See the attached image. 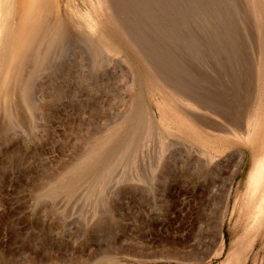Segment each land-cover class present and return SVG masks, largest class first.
I'll use <instances>...</instances> for the list:
<instances>
[{"label":"rangeland","instance_id":"374dc122","mask_svg":"<svg viewBox=\"0 0 264 264\" xmlns=\"http://www.w3.org/2000/svg\"><path fill=\"white\" fill-rule=\"evenodd\" d=\"M120 1L109 0L105 5L101 0H68L64 7L67 14L64 13L74 29L63 39L54 40L47 58L40 61L43 65L33 61L27 65L29 99L33 107L39 108L36 111L31 106L29 110L22 105L26 110L18 113L19 104L15 100L13 105L11 100L12 113L28 116L24 120L21 115L24 123L17 126V115H0L7 122H0V126L4 125L0 127V264H235L226 263L227 253L231 239L240 242L241 237L247 238L243 244L250 245L244 244L245 257L240 264H264V224L255 228L247 210V149L225 147L210 136L192 135L179 128L177 113L174 118L168 113L180 114L182 109L178 106V111L165 102L158 85L160 91L146 83L145 69L139 68L134 58L95 45L89 21L106 30L114 22L124 25L123 31L128 37L133 34L129 38H134L132 42L141 49L140 53H148L142 56L148 68L156 70L160 81L167 80L174 89L188 91L220 108L224 94L230 99L234 94L253 93L252 87H257L258 67L264 62V13L254 11L251 0ZM104 7L109 12L113 10L114 16L110 14L123 25L119 20L104 22ZM75 28L79 35L74 33ZM82 29L85 35L88 33L87 38L82 36ZM55 65L60 67L59 74ZM244 84L247 87L243 88ZM124 91H132L131 96H123ZM135 92L140 93L147 116L143 127L133 134L141 140L140 145L118 148L117 155L101 167L109 168L104 175L95 172L67 189L53 185L65 177L89 139L121 118L134 101ZM216 94H221L216 97L220 96L218 102L209 99H215ZM166 104L171 107L167 109ZM194 112L205 121H215L204 110ZM31 117L34 120L30 121ZM254 136L246 142L256 143ZM80 138L84 141L81 146ZM154 140L157 141L152 143ZM158 141L159 147L155 146ZM241 196L242 205L234 207ZM224 203L226 214L219 222ZM239 213L242 217L239 215L238 221ZM220 223L221 239L217 234Z\"/></svg>","mask_w":264,"mask_h":264},{"label":"bare ground","instance_id":"6f19581e","mask_svg":"<svg viewBox=\"0 0 264 264\" xmlns=\"http://www.w3.org/2000/svg\"><path fill=\"white\" fill-rule=\"evenodd\" d=\"M101 1L103 4H105L109 0L108 1L107 0H101ZM120 2H123V1L121 0ZM125 2L123 5H125ZM250 2H251V6H253V8H255L254 11L255 10L257 11L259 9V11L261 10V13H264L263 12L264 11V0H251ZM138 3L139 2H137V4ZM100 4H101V2H100ZM66 5H68V0H0V112L1 111L3 112L0 115L4 114L3 115L4 117L6 115L10 118L11 117L13 118L14 115H17V114L12 113L14 111L13 106H12V109H10L11 106L9 105V103H11L10 101L13 99H14L13 105H14L15 100L17 101L16 104L17 105L19 104L17 106L18 108H20L19 111L15 109L16 112L18 111V113L20 112V110H26V109L31 110L30 109L31 106L33 109L36 108V111H37V108H39L38 106L36 107V105H35V107H33L34 105L31 104L30 99H29L28 92H30L29 87L31 88V86H30L31 82H29V79H28L29 74H27V76H26V73L29 72V71L26 72V70L29 69V68L27 69V65L29 64V62L31 63V61L39 63L40 61L45 59L46 54L49 51L50 47L52 46L54 40L58 41L57 39H59L61 37L63 39V37L67 33H69L68 31H70L73 28V27L71 28L72 23L70 25V23L68 22L69 20L66 19V16H65L66 10L64 7H66ZM105 5H103V6H105ZM103 6H101L102 9H103ZM105 8L106 7H104V9ZM105 11H107L106 13L104 12L106 15H104V17L102 16L105 20L104 22L107 23L108 21L111 22V21L119 20L118 18L115 19V17H113L114 16V14L112 12L113 10L112 11L110 10V12H109L107 9H105ZM113 18L115 20H113ZM66 20H68V21H66ZM89 21H90V24L92 27V29H90L91 31L90 30L89 31H90V33L92 32L93 40L95 41L94 44L96 43L98 46L100 45V49L101 48H103L104 50L106 49L107 51L112 52L114 54L125 53L126 56H130V58L131 57L134 58V60H136V62H137L138 67L140 68V66H141L142 67L141 69H145L146 74H143V76L146 75V78H145L146 83L149 84L150 86L156 87L155 89H157V90H159L157 88L159 86L160 90H162V92H163V95H162L163 98L166 99V101H165V99H164V101L168 102L169 105H172L173 108L177 109L178 111H180L178 106L182 109L181 110L182 115L180 112H179L180 114H178V112H176V111L173 112V110H172L173 113H168L173 118L175 117V114L177 113V115H176L177 121L176 122H177L179 128H181L185 132L192 134V135H195V134L203 135V134H205L207 136H210L211 139L213 138L214 140H216L218 143H220L221 145H223L225 147L240 146V147H243L244 149L245 148L247 149V153H248L247 154V156H248L247 163L250 166V171H249V174L247 177V182H248V185L250 187V190H249V193L247 195V200H248L249 204L248 203H245V204L246 205L248 204V207H247V210L249 208L248 215L250 216L249 219H251L253 221V226L255 228H257V227H260L262 224H264L263 223L264 222V128H263V126H264V66H263L264 62H263V65L259 64L257 76H256L257 80H255L256 85L254 84L257 87L256 88H254V86L252 87L254 89V90L252 89L253 93L248 92L245 94L242 93L244 95H242V94L240 95L239 93H238V95L237 94L233 95L230 92V96L233 95V97L231 96L232 99L231 98L229 99V98H225L224 97L225 94L224 95L222 94L224 92L221 91V94L223 96H221V100H220V96L218 97L220 102H221V106L219 108V105L212 103V102H211V104L203 102L199 99L198 96H196L194 94H189L190 92H188V91H187L188 92L187 93L182 89H177V87L174 89L173 87L170 86L172 83L169 84L168 82H166L167 80L166 81H163V80L160 81L161 77H158V73L156 72V70H154L152 68L149 69L147 62H145V58H143V56H142L146 52H144L142 54L140 53L141 49L139 51V49H137L136 46L134 45V43L132 42V41H134L133 40L134 38L130 39L133 34L131 36H129L130 38L128 37V33L126 34L124 32L125 31V29L123 28L124 25L120 20H119V22L122 23V25H123L122 27H120L121 25L119 26L118 23L114 22L112 24L113 27L112 26H111V28L109 27L110 29L107 27V30L105 29L106 27L104 29H102L103 27L101 28L100 24H98L97 22H95L91 19H89ZM116 22H118V21H116ZM75 24H73L74 27H75ZM102 25H104V24H102ZM79 27H81V26H79ZM75 29H76V31L74 33L77 32V28H75ZM123 29H124V31H123ZM136 31L138 32V30H136ZM72 33H73V31H72ZM81 33H82V36L87 38L86 35H88V33L85 35L86 32L83 29H82ZM77 34L79 35L78 32H77ZM80 36H79V38L82 39V36L81 37ZM116 38L119 40L118 42L116 41ZM90 39L92 40V37L91 38L89 37V40ZM93 40H92V42H93ZM59 41H61V40H59ZM86 41H87V39H86ZM92 42H91V45H92ZM135 42H136V40H135ZM59 43L60 42H58V44ZM87 44H88V42H87ZM257 44L258 43H256V45ZM137 46H138V44H137ZM257 46H260V45H257ZM90 47H88V48L90 49ZM255 48H257V47H255ZM58 50H59V48L57 49V51ZM99 50L96 51V53H99ZM144 50H145V48H144ZM144 50H142V51H144ZM57 51H55L56 57L58 55ZM103 52L104 51H102V53ZM96 53H94V54L96 55ZM259 53H261V52H259ZM51 54L55 55L53 53H51ZM94 54H92V56ZM146 54L148 55V53H146ZM259 57H260V55H259ZM51 58H53V57H51ZM54 59H55V57H54ZM254 59L257 60V58H254ZM134 60H133V62H134ZM260 60L261 59H259V61ZM43 62H44V60H43ZM57 62L59 63L58 59H57ZM47 63H49V62H47ZM47 63L45 62V65H47ZM52 63L53 62H51V64ZM40 64H42V63L40 62ZM134 64H135V62H134ZM42 65L39 68L37 67V69L39 70L42 67ZM56 65H55V67H56ZM51 66L52 65H50V68H51ZM156 66L158 67V65H156ZM56 68L58 69L60 67L57 66ZM35 69H36V67H35ZM58 70L57 71L59 74L60 69H58ZM253 71H255V68ZM253 73L255 74V72H253ZM54 76H56V74H54ZM170 77H172V76H170ZM251 77H253V76H251ZM32 82H34V81H32ZM246 82L248 83V81H246ZM246 82H244V83H246ZM147 84H145V85H147ZM244 85L242 86L243 88L247 87L246 84H244ZM247 85H249V83ZM189 87L187 88L188 90L191 89ZM32 88H33V86H32ZM247 89H250V88H247ZM210 90H213V89H210ZM225 90H228V88H226ZM230 90L231 89H229V91ZM241 90H243V89H241ZM191 91H193V90H191ZM207 91H209V89ZM239 91H240V89H238V92ZM127 92H128V90H127ZM131 92L129 91L130 94H131ZM204 92L205 91H203V93ZM219 92L217 91L216 93H219ZM228 92L226 93V95L227 94L229 95ZM242 92H245V91L243 90ZM120 93H123V91L122 92L120 91ZM124 93L125 94L123 96L129 94V93L126 94L125 91H124ZM205 93H207V92H205ZM233 93H234V91H233ZM235 93H237V90H235ZM221 94H216L215 99L209 98V97H211L210 95L208 98L213 99L214 101L218 102V100H217L218 98L216 99V97H217V95H221ZM201 95H203V94H201ZM134 96H135L134 101H132V103L128 105L126 111L124 110L125 113L123 115L121 114L122 115L121 118L117 122L108 125V127L105 128V130L102 131L101 133H99L97 136H95V137L93 136L94 137L93 139H91V140L89 139L88 146H87V143L84 144V146L85 145L87 146V147L85 146L86 147L85 150H83V149L80 150V148H81L80 146L83 145V142H84L80 138V140H82V142L79 143L80 146L78 145L79 146L78 150H80L78 152H80V153L83 152V153L79 156V159L77 161L73 162L72 160H70V162H73V163L70 166H69V164L67 165V166H69V168L67 169L66 174L69 177L65 174V177L60 178L59 182L58 183L56 182L55 184L53 183L56 181L54 178V181H52L53 185L56 186L59 184V186H58L59 188L62 187V188L67 189L71 185V183L77 181L78 179H82L85 177L88 178V176L91 177V175H93L95 172L99 171L100 173H103V175H104L108 171L109 168H107V167L101 168V167L104 165V163L110 157L117 155L116 151L118 148H120L122 145H125L129 149L136 146L139 139H137V137H134L133 134H135L136 131H138L140 128L143 127L147 116L144 114L145 110H143V106L141 103L142 101L140 98L141 97L140 93L135 92ZM213 96L214 95H212V97ZM127 98L128 97H126V99ZM129 100H130V98H129ZM129 100H128V102L126 101V105H127V103H129ZM158 102H159V100H158ZM160 102H162V101H160ZM11 105H12V103H11ZM169 105L166 104L165 107H167ZM225 105L227 106V109L224 108ZM256 105L259 106V107L257 106L258 108L256 107L258 109V111L255 109ZM20 106L25 107L26 109H24V108L22 109V107H20ZM169 107H171V106H169ZM124 109H125V107H124ZM157 109H158V107H157ZM167 109H168V107H167ZM171 109L172 108H170V110ZM203 110L210 113V115L215 119V121L214 120H213V122L212 121H205L202 118H200V116H198L196 112H194V111H203ZM28 111H26V112H28ZM21 112H23V111H21ZM165 112H167V111L165 110ZM32 113H33V111H32ZM23 114H19L20 116L17 115L18 117L16 116L17 117L16 119H18L20 117V120L18 121V123H16V124L14 123L16 126H17V124L19 125V123L20 124L24 123V122H22L25 120L23 118V117H25ZM161 114L163 115V113H161ZM261 114H262V116H261ZM21 115H23L22 119H24V120L21 119ZM32 115H34V114H32ZM27 117H25V118H27ZM249 117H251L252 119ZM1 119H2V116H1ZM1 119H0V122L2 121L1 124H3V122H4V124L5 123L7 124L5 118H4L5 120L4 119L1 120ZM32 119H33V117H31L30 121ZM26 120H28V119H26ZM14 121H16V120H14ZM11 123H13V122H11ZM11 123H9V125H11ZM103 123H105V122H103ZM103 123H101V124H103ZM247 124L252 125V127L251 128L247 127ZM1 126H2L1 129H3L4 125H1ZM5 126H8V125H5ZM12 126H13V129H15L16 126L15 127H14V125H12ZM9 127H11V126H8L6 128H9ZM101 127L102 126H100L99 128H101ZM97 128H98V126H97ZM97 128L95 127L96 130H97ZM91 129H92V127H91ZM93 129L90 132L94 133V135H95V132H94L95 130L93 131ZM149 130L150 129H148V132H149ZM87 131H89V129ZM90 132H88V133H90ZM153 132L158 133L156 130H154ZM83 134H85V133H83ZM152 134H154V133H151L150 135H152ZM147 135H149V134H147ZM231 135L232 136L234 135L235 138L231 137ZM254 135L256 136V138H254V139L255 140L257 139V142L256 143L255 142L254 143H252V142L247 143L246 139L250 138V140H252ZM155 136H152V138L154 137L156 139ZM161 136H159L158 139ZM85 137H87V136H85ZM87 139H88V137H87ZM163 139H164V137H163ZM166 139H168V137ZM147 140H149V138ZM255 140H253V141H255ZM139 141H141V140H139ZM155 141H157V140H154L151 142L153 143ZM167 142H168V140L166 141V143ZM252 144H254L255 146ZM149 145H151V144H149ZM162 145H164V143ZM155 146H157V147L160 146L159 141ZM168 146L165 147V149L168 148ZM85 147H82V148H85ZM145 147H146V145H145ZM136 150H137V148H136ZM139 150H141V149H139ZM72 159L75 160L76 158L75 159L72 158ZM59 171H61V170H59ZM65 172H66V170H65ZM61 173H63V172H60L59 174H61ZM63 174H62V176H63ZM56 175H58V173ZM57 177L59 178L60 176H56V178ZM87 178L85 180H87ZM98 178H100V176ZM97 179L95 182H97ZM101 179H102V177H101ZM50 186H52V185L49 184V187ZM53 187H51L52 190H55ZM56 189H57V187H56ZM72 189H74V188H72ZM70 190H71V188H70ZM257 190H258V192H256ZM46 191H48V190H46ZM49 191H48V193H49ZM63 192H66V190ZM247 192H248V189H247ZM68 193L69 192H67V194ZM229 193H230V190L228 188L227 191L225 192V199L223 198V201L225 203L227 200L226 198L229 196ZM240 198L241 199L238 198V200H235L234 207L239 206L241 204L243 197L241 196ZM244 199H246V198H244ZM221 203H223V202H221ZM225 203L222 204L223 209L221 210V213H220L219 222L220 221L222 222V220L226 214V208L224 209ZM243 206H244V204H243ZM244 208L246 209L245 206H244ZM241 211L243 212V210H241ZM217 213H219V212H216V214ZM241 214L242 213H239L238 215H236V220L239 221V219H240L239 215L242 217ZM216 221H218V220H216ZM250 223H252V222L250 221ZM236 225H238V224H236ZM218 227L220 228V230H219V233H217V234H219V238L221 239L223 237V231L221 230V228H222L221 223L219 224ZM239 232H242V231H239ZM231 235H233V234H231ZM236 235L234 236V238H236ZM255 235H257V234H254V236ZM261 236H262V234H261ZM252 238L254 239V237H252ZM240 239H242V241H240V242H238L237 239H235V240L231 239V242L229 244V252L227 253L226 263H228V262H234L235 264L242 263V259L245 257V255L243 257V254L245 253L244 252V244L245 243L243 244L242 242L244 239H247V238L243 239L241 237ZM249 243H247L245 245H248ZM174 249L175 248L173 247V250ZM246 250H248V249H246ZM93 254H95V253H93ZM173 254H175V253H173ZM183 254H185V253H183ZM108 255L109 254H107L106 256H108ZM145 255L147 257V254H145ZM152 255H153V253H151V256ZM186 255H188V254H186ZM94 256L95 255H93V257ZM103 256H105V255H103ZM156 256H158V254ZM88 257L87 258L89 259V261H91L92 257L90 256V254L88 255ZM96 257L98 258L101 256H96ZM176 257H178V256H176ZM194 259H196V258H194ZM73 263H75V262H73Z\"/></svg>","mask_w":264,"mask_h":264}]
</instances>
